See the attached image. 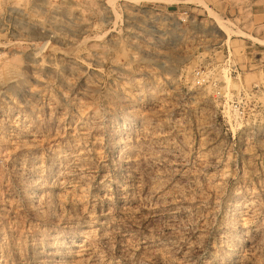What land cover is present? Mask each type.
<instances>
[{
    "label": "rangeland",
    "instance_id": "rangeland-1",
    "mask_svg": "<svg viewBox=\"0 0 264 264\" xmlns=\"http://www.w3.org/2000/svg\"><path fill=\"white\" fill-rule=\"evenodd\" d=\"M253 2L0 0V264H264Z\"/></svg>",
    "mask_w": 264,
    "mask_h": 264
},
{
    "label": "crops",
    "instance_id": "crops-1",
    "mask_svg": "<svg viewBox=\"0 0 264 264\" xmlns=\"http://www.w3.org/2000/svg\"><path fill=\"white\" fill-rule=\"evenodd\" d=\"M251 20L255 26H261L260 34L264 35V0H254L252 3Z\"/></svg>",
    "mask_w": 264,
    "mask_h": 264
},
{
    "label": "built area",
    "instance_id": "built-area-1",
    "mask_svg": "<svg viewBox=\"0 0 264 264\" xmlns=\"http://www.w3.org/2000/svg\"><path fill=\"white\" fill-rule=\"evenodd\" d=\"M234 67H236V65H233ZM252 92L255 93L256 91H258V85L257 84H254V86L252 87Z\"/></svg>",
    "mask_w": 264,
    "mask_h": 264
},
{
    "label": "bare ground",
    "instance_id": "bare-ground-1",
    "mask_svg": "<svg viewBox=\"0 0 264 264\" xmlns=\"http://www.w3.org/2000/svg\"><path fill=\"white\" fill-rule=\"evenodd\" d=\"M48 42V41H47ZM44 44H45V42H44ZM43 45V44H42ZM42 45H40V46H42ZM39 51V50H38ZM35 52H37V51H35ZM40 52V51H39Z\"/></svg>",
    "mask_w": 264,
    "mask_h": 264
}]
</instances>
